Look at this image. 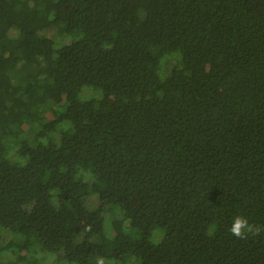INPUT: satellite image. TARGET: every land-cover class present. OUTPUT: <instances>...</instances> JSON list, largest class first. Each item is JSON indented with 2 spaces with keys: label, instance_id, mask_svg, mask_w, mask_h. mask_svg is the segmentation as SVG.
Listing matches in <instances>:
<instances>
[{
  "label": "trees",
  "instance_id": "1",
  "mask_svg": "<svg viewBox=\"0 0 264 264\" xmlns=\"http://www.w3.org/2000/svg\"><path fill=\"white\" fill-rule=\"evenodd\" d=\"M2 231L0 263L264 264V0H0Z\"/></svg>",
  "mask_w": 264,
  "mask_h": 264
},
{
  "label": "rangeland",
  "instance_id": "2",
  "mask_svg": "<svg viewBox=\"0 0 264 264\" xmlns=\"http://www.w3.org/2000/svg\"><path fill=\"white\" fill-rule=\"evenodd\" d=\"M13 33H14V31L11 32V34H13ZM58 33H59L58 28L55 26H52V27L44 30L43 32H41L40 35L56 38L57 39L56 47L58 48L62 45L67 44L70 40V37H68L67 34H62V35L58 36ZM25 128L27 130L28 125H26ZM98 205H99V202L95 197H88L86 199V207L88 210L93 211L98 207ZM116 208H119V207H116ZM104 217H105L106 235L108 238H113L115 236V230H114L113 225H112V220L113 219H122L123 214L116 210V212L112 211V212L105 213ZM156 237H157V239H161V234H157ZM11 238H12V234L10 232L2 231L0 234V241H1V244L3 246L6 245ZM154 238H155V234L152 238V241L157 242V241H155ZM76 240H77V243H80L82 241V235L78 236ZM31 254L32 253L29 252L24 264H54L56 261L54 258H45V256H43L42 254L34 256V258L35 257L38 258L37 260H35ZM12 261L14 262V256L10 255L8 252L5 251L2 254V261L0 264L13 263ZM62 264H66V263L62 262ZM102 264H126V263H123L121 260L112 261V260L104 259L102 261Z\"/></svg>",
  "mask_w": 264,
  "mask_h": 264
},
{
  "label": "clouds",
  "instance_id": "3",
  "mask_svg": "<svg viewBox=\"0 0 264 264\" xmlns=\"http://www.w3.org/2000/svg\"><path fill=\"white\" fill-rule=\"evenodd\" d=\"M247 222L240 216H236L233 221V225L231 231L233 234L239 236L242 232H246L248 230Z\"/></svg>",
  "mask_w": 264,
  "mask_h": 264
}]
</instances>
